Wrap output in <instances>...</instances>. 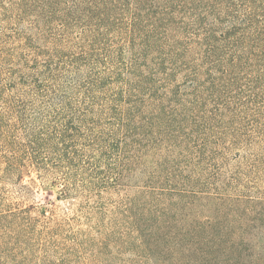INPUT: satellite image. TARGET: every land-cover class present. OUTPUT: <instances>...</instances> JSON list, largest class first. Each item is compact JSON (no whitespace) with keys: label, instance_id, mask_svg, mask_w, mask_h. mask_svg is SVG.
<instances>
[{"label":"trees","instance_id":"obj_1","mask_svg":"<svg viewBox=\"0 0 264 264\" xmlns=\"http://www.w3.org/2000/svg\"><path fill=\"white\" fill-rule=\"evenodd\" d=\"M16 11L33 33L0 54V132L65 197H92L98 254L119 242L137 254L127 264H264V233L234 227L264 210L229 199L216 172L218 153L249 142L242 120L264 113V0H20ZM141 167L129 196L97 203ZM240 208L249 218L230 226ZM22 213L0 215V234Z\"/></svg>","mask_w":264,"mask_h":264},{"label":"rangeland","instance_id":"obj_2","mask_svg":"<svg viewBox=\"0 0 264 264\" xmlns=\"http://www.w3.org/2000/svg\"><path fill=\"white\" fill-rule=\"evenodd\" d=\"M19 2L20 0H0V54L4 52V45L5 50L11 51L19 42L15 43L19 36L33 33L31 17L21 16L16 11V4ZM15 63L14 61L11 66H15ZM3 69L4 67L0 65V71ZM1 78L3 75L0 80ZM256 86L264 94V77L258 80ZM240 126V135L245 136L247 133L249 142L240 149L226 147L227 149L218 153L221 162H218L219 170L216 172L220 176V184L225 185L222 186V192L229 199L239 200L246 196L254 198L256 200L254 202L258 203L254 204L252 201L245 202L244 205L260 212L264 210V113L254 119L247 117L242 120ZM8 137L0 132V215L24 212L21 215L24 219L23 222L19 220L10 222L5 226L4 232H1L5 233L2 235H7L9 240L7 245L3 244L0 252L7 254L12 252L8 257L9 261L6 259L5 263L127 264L138 258L136 253L134 255L126 247H120L119 242H111L103 249V254L99 255L95 249L96 239L99 238L98 231L92 230L90 228L92 226L88 225L89 221L84 219L88 208L94 206L91 202L92 197L89 201L84 195L74 194L65 197L63 180L59 177L54 181L41 179L23 150L10 151ZM11 138L22 144L20 133ZM149 166L150 162L146 161L143 166L145 171L149 170ZM141 169L142 167L131 178L126 179L121 187L105 193L101 202L97 203L109 207L116 204L119 198L129 196L142 183L144 177ZM188 170L185 174L189 176ZM235 174L240 180H233ZM209 188L204 186L202 190ZM210 191H213V187ZM79 207L84 208L82 213L79 212ZM198 210L205 216L209 208L200 206ZM242 210L243 208H240L236 213L235 210L231 211L225 222L231 226L238 218L240 222L249 218L241 214ZM262 219L261 222L253 215L247 222L248 226L241 228L239 224L234 223V227L245 229L248 235H259L264 233V217ZM90 222V225L96 224L94 221ZM100 228L102 231L103 227ZM144 264L150 263L144 261Z\"/></svg>","mask_w":264,"mask_h":264}]
</instances>
